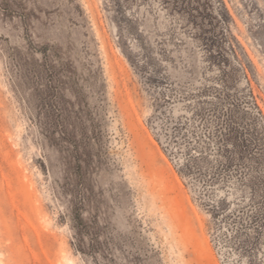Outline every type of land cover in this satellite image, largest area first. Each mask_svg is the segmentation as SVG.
<instances>
[{"label": "rangeland", "instance_id": "1", "mask_svg": "<svg viewBox=\"0 0 264 264\" xmlns=\"http://www.w3.org/2000/svg\"><path fill=\"white\" fill-rule=\"evenodd\" d=\"M0 264H264V0H0Z\"/></svg>", "mask_w": 264, "mask_h": 264}]
</instances>
